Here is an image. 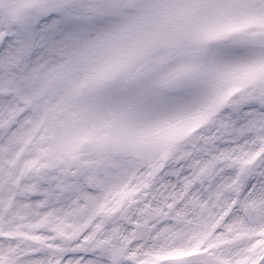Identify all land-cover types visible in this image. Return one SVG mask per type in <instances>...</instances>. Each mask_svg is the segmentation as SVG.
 Masks as SVG:
<instances>
[{
	"label": "snow or ice",
	"instance_id": "1",
	"mask_svg": "<svg viewBox=\"0 0 264 264\" xmlns=\"http://www.w3.org/2000/svg\"><path fill=\"white\" fill-rule=\"evenodd\" d=\"M0 264H264V0H0Z\"/></svg>",
	"mask_w": 264,
	"mask_h": 264
}]
</instances>
